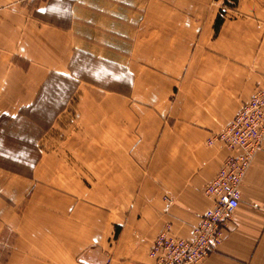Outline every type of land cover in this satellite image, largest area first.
<instances>
[{"label":"crops","instance_id":"crops-1","mask_svg":"<svg viewBox=\"0 0 264 264\" xmlns=\"http://www.w3.org/2000/svg\"><path fill=\"white\" fill-rule=\"evenodd\" d=\"M53 1L75 23H39L55 5L0 0V115L33 105L50 72L74 78L73 55L123 85L79 93L51 137L61 145L28 176L0 168V264H153L154 237L167 223L191 237L212 204L205 184L238 152L206 142L264 88V0H225L224 14V0ZM198 264H264V141Z\"/></svg>","mask_w":264,"mask_h":264},{"label":"built area","instance_id":"built-area-1","mask_svg":"<svg viewBox=\"0 0 264 264\" xmlns=\"http://www.w3.org/2000/svg\"><path fill=\"white\" fill-rule=\"evenodd\" d=\"M264 141V88L242 103L232 120L207 139L230 151L203 192L212 204L192 228L190 238L171 234L166 224L154 237L149 250L153 264H198L222 242L228 223L238 207L240 184Z\"/></svg>","mask_w":264,"mask_h":264},{"label":"rangeland","instance_id":"rangeland-1","mask_svg":"<svg viewBox=\"0 0 264 264\" xmlns=\"http://www.w3.org/2000/svg\"><path fill=\"white\" fill-rule=\"evenodd\" d=\"M87 4H95V1L102 5L112 3L117 5V1L111 0H84ZM151 6L145 7L153 8L157 0H150ZM230 2V0H229ZM55 5L54 9L60 10V15L52 14L40 17L38 16L39 23H43L50 27H56L62 29L64 26L75 23L70 18L68 20L64 13V6L57 4L53 0H35V4ZM145 1H140L143 5ZM70 8H78V4L73 1H68ZM120 5V2H118ZM83 8H89L90 5L82 4ZM58 7V8H57ZM94 7V6H93ZM90 7V8H93ZM225 0L220 12L224 14ZM135 12L137 8L134 7ZM136 15V13H135ZM218 18L222 20V16L218 15ZM75 57V59H74ZM77 57V58H76ZM94 60L93 57L80 54L78 56L73 55L68 66V70H75L76 73L73 77L66 78L56 72H50L45 80L39 85L38 94L31 106L21 107L20 110L14 112V115H0V148L2 151H6V154L13 155L17 150L22 149L23 154L20 157L21 162H13L9 159L0 156V168L8 172L19 174L22 176H28L31 168L36 164L37 160L41 156V150H56L55 146L61 145L59 138H51L53 134L59 135L60 131L54 133L56 126L62 125L61 116L66 114L64 111L67 107H73L78 104V94L87 92L90 89L95 88H117L123 84H119L117 81H110L108 78L93 79L89 75L85 74V71L79 70L78 63L83 61L89 62ZM74 61H79L74 63ZM83 66V65H81ZM100 75V74H99ZM85 99H93V96H83L82 101ZM88 102V101H85ZM59 117V118H58ZM7 149V150H5ZM7 155V156H8ZM24 159L26 163H24ZM34 162V163H33ZM34 164V165H32Z\"/></svg>","mask_w":264,"mask_h":264},{"label":"trees","instance_id":"trees-1","mask_svg":"<svg viewBox=\"0 0 264 264\" xmlns=\"http://www.w3.org/2000/svg\"><path fill=\"white\" fill-rule=\"evenodd\" d=\"M220 21H221V19L220 18H217L216 24L218 25L220 23ZM5 150H7V149H5ZM22 152H23V150L22 149H19L13 155L12 154L11 155H8V154H6V151H4V150L2 151V149L0 148V156L3 157V158L9 159V160H11L13 162H21L20 161V159H21L20 157L23 154Z\"/></svg>","mask_w":264,"mask_h":264}]
</instances>
